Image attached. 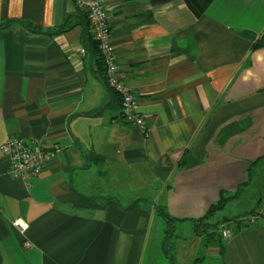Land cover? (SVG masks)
I'll list each match as a JSON object with an SVG mask.
<instances>
[{
  "label": "crops",
  "instance_id": "0c3cea01",
  "mask_svg": "<svg viewBox=\"0 0 264 264\" xmlns=\"http://www.w3.org/2000/svg\"><path fill=\"white\" fill-rule=\"evenodd\" d=\"M100 1L145 130L123 121L76 0H0V147L57 151L17 180L0 150V264H163L154 205L123 209L139 199L180 220L176 264H264V221L210 242L193 224L241 186L221 230L264 199V0H214L202 16L185 0Z\"/></svg>",
  "mask_w": 264,
  "mask_h": 264
},
{
  "label": "built area",
  "instance_id": "2783aa9c",
  "mask_svg": "<svg viewBox=\"0 0 264 264\" xmlns=\"http://www.w3.org/2000/svg\"><path fill=\"white\" fill-rule=\"evenodd\" d=\"M79 8L87 13L91 33L98 44V50L103 58L106 76L105 83L112 91L121 98L122 119L127 124L146 129L147 121L144 115L137 110V95L134 90L120 78L119 64L115 52L109 16L100 0H76ZM85 50L82 49L81 53ZM2 154L10 161V175L17 180H29L38 177L45 167L55 158L57 151L53 148L38 144L30 145L21 138L10 137L0 147ZM264 221V199L253 213L234 222L233 227H223L221 236L223 240L234 237V229L237 226L255 227ZM15 226L26 231L28 226L22 221L15 222ZM25 249H30V242L24 243Z\"/></svg>",
  "mask_w": 264,
  "mask_h": 264
},
{
  "label": "trees",
  "instance_id": "16d2710c",
  "mask_svg": "<svg viewBox=\"0 0 264 264\" xmlns=\"http://www.w3.org/2000/svg\"><path fill=\"white\" fill-rule=\"evenodd\" d=\"M213 1L214 0H185L187 5L190 7L193 13H195L196 16H202ZM82 17L84 18V21H86L87 27L90 30L91 28H90L89 20L87 18L86 13H84V16ZM24 24L27 25V27L33 31H40L39 29L35 28L32 24H27V23H24ZM63 29H64L63 27L60 28L58 30V33L64 31ZM86 33H88V36L86 37L88 43L91 45L93 50L97 52V54L99 55L100 62L102 63V65H105L103 58L101 57V54L98 50V44L96 40H94L93 35L90 34L89 31ZM262 46H264V36L256 44V47H262ZM109 90L113 92L115 96L119 97V95L115 93L114 91H112L110 88ZM119 101L121 103V99H119ZM242 190H243V186H241L239 190L237 191V193L233 196L223 195L221 199L219 200V202H217L211 207V209L209 210L208 214L205 217L194 220L193 224H194L196 234L200 237H205V239L208 242L221 240L222 236L219 232V228L223 222L228 223L230 222V220L228 219H225L224 221L219 220L218 215L226 209L227 205H229L231 201H234L239 198V196L242 193ZM102 201H104V203L106 204L117 203L122 206V204L115 198L103 199ZM149 205H154L156 215L160 220H162L164 227H165L162 248H161L163 255L169 261L170 264H176L173 258V253L175 250V235H176L175 227H176L177 222L180 220L174 217L173 215H171L165 206L154 204L148 199H139V200L131 202L128 205V207H123V206L122 207L124 210H131V209L146 207ZM200 259L201 258H198L196 263H198Z\"/></svg>",
  "mask_w": 264,
  "mask_h": 264
},
{
  "label": "rangeland",
  "instance_id": "374dc122",
  "mask_svg": "<svg viewBox=\"0 0 264 264\" xmlns=\"http://www.w3.org/2000/svg\"><path fill=\"white\" fill-rule=\"evenodd\" d=\"M84 11V10H83ZM85 12V11H84ZM86 13V12H85ZM86 15H87V13H86ZM87 18H88V16H87ZM259 187V186H258ZM242 202H244V201H242ZM243 204V203H242ZM242 206V205H241ZM251 204H249V203H246V204H244L243 205V208L244 209H246L247 211L248 210H250L251 209ZM251 213H253V210L249 213V214H251ZM220 230H221V228H219ZM222 231V230H221ZM162 235V240H163V237H164V232L161 234ZM161 235H160V237H161ZM159 245H160V243H159ZM161 262L163 263V264H169L168 263V261L163 257V255L161 256Z\"/></svg>",
  "mask_w": 264,
  "mask_h": 264
}]
</instances>
